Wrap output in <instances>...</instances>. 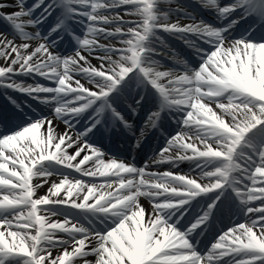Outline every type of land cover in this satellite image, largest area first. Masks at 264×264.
<instances>
[{"label": "snow or ice", "instance_id": "6c2138e0", "mask_svg": "<svg viewBox=\"0 0 264 264\" xmlns=\"http://www.w3.org/2000/svg\"><path fill=\"white\" fill-rule=\"evenodd\" d=\"M199 3L224 26L197 21L180 6L169 12L191 22L170 21L160 0H37L31 7L15 0L12 12H4L11 5L0 0V22L13 34L0 33V89L55 104V118L66 126L57 133L52 119L33 115L0 133V264H93L88 256L94 264H264V0ZM253 16L234 37L235 26ZM72 24L86 28L83 38ZM159 32L192 49L199 66L177 59L182 71L163 69L155 59L162 54L155 45L167 47ZM62 33L77 43L69 55L54 51ZM19 76H39L55 86L25 85ZM146 92L158 110L148 113L137 143L167 110L180 131L166 137L151 163L191 160L199 177L105 159L91 142L99 125L118 123L131 131L122 106L136 115ZM73 173L93 179L85 182ZM50 180L47 194L37 195ZM230 196L245 222L227 228L201 252L196 234ZM140 197L152 202L150 213ZM198 197L203 206L186 226L187 206L200 204ZM58 215L64 219H52Z\"/></svg>", "mask_w": 264, "mask_h": 264}, {"label": "bare ground", "instance_id": "6f19581e", "mask_svg": "<svg viewBox=\"0 0 264 264\" xmlns=\"http://www.w3.org/2000/svg\"><path fill=\"white\" fill-rule=\"evenodd\" d=\"M6 2L9 5H11V6L4 8L3 9L4 12H12V11L16 10V8H15V0H6ZM220 3H221V5L229 4V1H227V0H220ZM28 7H31V4ZM35 15H39V14H37V12H35ZM195 19L197 21L201 20V19H199L197 17H195ZM217 19H218V17H217ZM204 21L208 23L207 20H204ZM0 33H7L9 35V38H13L12 32L8 31V29L5 28L4 26H2L1 24H0ZM15 39H16L17 43L20 42V39H19L18 36L15 37ZM33 46H35V42H33ZM161 46H163V45H161ZM167 47H169V45H167ZM156 48H159V47L156 46ZM75 50L76 49H74V50L67 49L66 51H62V50H59L58 48L54 49V51L59 52L62 55H69V54L73 53ZM84 54L87 55V53H84ZM89 59L91 60V63H93L94 65L98 64V61L95 60V59H93L92 57H89ZM0 64H3V61L2 60H0ZM213 107H215V106L213 105ZM49 116L54 119L53 120V124L54 125L59 126L63 130L66 129V126H65L64 122L63 121H60L57 118H55L54 110L52 111V113ZM51 180H55L56 182H59V177L54 176V177L51 178ZM51 180H50L49 184H47L44 187H41L40 189H38L37 195H45V194H47V189L50 186ZM33 182L34 183H40V180L34 179ZM140 204L145 208L146 212H149V213L151 212V210H152V204L149 203L146 199H143V198L140 197ZM52 219L63 220V219H61V217L59 215L58 216H55V217H52ZM57 254H58L57 251L54 250L53 251V255L55 256ZM87 259L90 260V261H92L93 264H94V261H95V257L94 256H88Z\"/></svg>", "mask_w": 264, "mask_h": 264}]
</instances>
